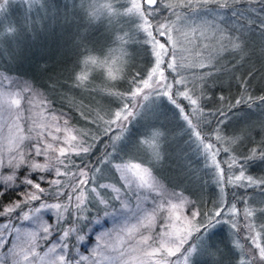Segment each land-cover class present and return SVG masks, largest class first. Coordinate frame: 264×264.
<instances>
[{"label": "snow or ice", "instance_id": "1", "mask_svg": "<svg viewBox=\"0 0 264 264\" xmlns=\"http://www.w3.org/2000/svg\"><path fill=\"white\" fill-rule=\"evenodd\" d=\"M241 4L264 10V0H131L121 13L111 0H81L89 25L134 16L135 31L116 37L120 56L132 41L148 57L123 77L124 90L106 92L105 106L77 107L88 127L55 114L33 83L0 68V264H223L214 230L224 224L238 237L236 264H264V200L253 208L245 199L240 209L227 198L229 188L264 193V176L248 174L264 163V138L230 123L241 105H264V95L253 97L243 80L236 97L209 94L222 60L247 51L244 33L222 19ZM257 30L264 33V18ZM87 79L76 75L75 86ZM169 150L180 161L178 183L160 172ZM193 163L218 191L210 211L181 187L195 183Z\"/></svg>", "mask_w": 264, "mask_h": 264}, {"label": "trees", "instance_id": "2", "mask_svg": "<svg viewBox=\"0 0 264 264\" xmlns=\"http://www.w3.org/2000/svg\"><path fill=\"white\" fill-rule=\"evenodd\" d=\"M3 3V0H0V5ZM38 3L40 0L32 5H26L36 6ZM13 4L15 3L8 0L6 12L0 16V68L4 70L11 68L13 76H22L33 83L51 101V109L55 114L63 113L71 117V124L77 128L89 126L88 122L76 111L77 107L90 110L98 105L105 106L110 99L106 95L108 90H124L127 84L123 77L129 71H140L147 66L148 57L144 60L140 59V62L136 64L137 67L131 68L121 78L115 80H111L104 74L89 76L87 69L81 65V60L84 61L87 58V52L79 56L58 48L51 51L53 46L48 43L46 36L37 35L33 24H28L27 30H24L25 26L23 28L20 26L21 18L9 19V8ZM237 10L239 13L237 16L226 15L224 22L230 29H239L244 33L247 51L240 56L227 55L222 60L223 69L219 73L221 79L209 90L213 100H216L219 95H224L229 99L236 97L243 91L240 85L242 80L246 81L253 97L264 95V33L257 30L259 20L264 18V10L258 4H241L237 6ZM44 14L31 20L34 23L40 20L42 22ZM246 23L249 27H245ZM10 28L19 29L13 37H8L11 33ZM14 41H17L16 45L13 44ZM98 51L99 49L95 48L93 52ZM82 73L86 74L88 79L84 88H78L75 86V76ZM234 111H236V116L230 123H238L241 128L250 127L254 141L264 138V132L260 127V122L264 121V105H260L257 101L252 108L241 105ZM241 119L246 123H240ZM136 126L135 124L137 129ZM240 151H245V148H241ZM185 157H192L193 161L197 159L192 150L186 152ZM189 162L192 163V161ZM179 164L180 161L176 154L169 150V156L160 172L163 176L172 179L173 183H178L181 179L177 176ZM193 167L198 169L195 183L186 182L181 187L191 190L199 197L197 203L202 212L210 211L218 203V191L208 171L196 163H193ZM248 174L254 177L264 176V163L256 162L249 165ZM227 198L230 203H236L240 209H243L245 199L251 207L257 208L261 200H264V193L257 189L229 188ZM260 223L261 221L257 219V226ZM214 231V240L218 242L217 245L221 247L223 253V257L219 256L223 264H236L232 241L238 237L227 224L218 225ZM241 243L248 247L245 241L241 240Z\"/></svg>", "mask_w": 264, "mask_h": 264}, {"label": "rangeland", "instance_id": "3", "mask_svg": "<svg viewBox=\"0 0 264 264\" xmlns=\"http://www.w3.org/2000/svg\"><path fill=\"white\" fill-rule=\"evenodd\" d=\"M9 1L15 3L9 8V19L21 18L22 23H20V26L22 28L28 24H33L37 35L46 36L48 43L53 46L51 51L58 48L59 50H68L79 56L87 52V58H94L97 61L96 64L89 63L86 65L81 60V65L84 69H87L89 76L92 74L108 76V67H113L116 77L121 78L125 72L137 67L136 64L140 62V59L144 60L147 57L144 54L143 47L132 41L124 45V54L122 57L120 56L116 37L135 31L136 25L133 21L136 18L132 15L116 17L111 23H109L108 18L102 17L89 25L85 10L81 6V0H40V3L36 6H27L26 4L30 5L29 0ZM37 2L39 0H33V4ZM100 2L102 3L103 0H100ZM111 2L121 13L126 12L131 5V0H111ZM6 7V4L3 3L2 8H0V16L6 12ZM43 13L45 14L42 22L40 20L38 23H34L31 20L36 19V16ZM222 19L224 21L226 16ZM16 34L17 32H11L8 37H13ZM125 39H127V36H125ZM13 44L16 45L17 41H14ZM95 48H98L99 51L94 53ZM114 51L116 55H112ZM104 61H108V63L105 64ZM40 110L44 111L43 108ZM47 114L45 112V115ZM136 125L137 129L142 127L141 123H136ZM219 248L221 250V247ZM217 259H220V257L217 256Z\"/></svg>", "mask_w": 264, "mask_h": 264}]
</instances>
